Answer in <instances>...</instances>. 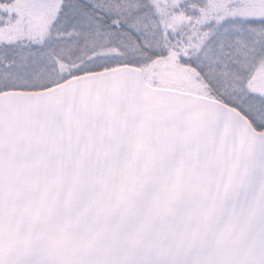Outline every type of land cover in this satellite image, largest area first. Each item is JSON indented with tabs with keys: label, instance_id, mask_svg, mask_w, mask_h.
Returning <instances> with one entry per match:
<instances>
[{
	"label": "snow or ice",
	"instance_id": "obj_1",
	"mask_svg": "<svg viewBox=\"0 0 264 264\" xmlns=\"http://www.w3.org/2000/svg\"><path fill=\"white\" fill-rule=\"evenodd\" d=\"M0 264H264V0H0Z\"/></svg>",
	"mask_w": 264,
	"mask_h": 264
}]
</instances>
